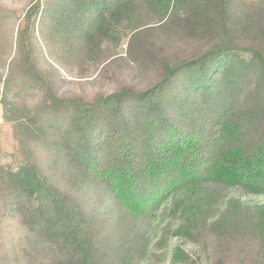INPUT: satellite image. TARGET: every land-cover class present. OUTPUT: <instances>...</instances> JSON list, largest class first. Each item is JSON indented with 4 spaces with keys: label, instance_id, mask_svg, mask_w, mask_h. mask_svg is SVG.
I'll list each match as a JSON object with an SVG mask.
<instances>
[{
    "label": "trees",
    "instance_id": "16d2710c",
    "mask_svg": "<svg viewBox=\"0 0 264 264\" xmlns=\"http://www.w3.org/2000/svg\"><path fill=\"white\" fill-rule=\"evenodd\" d=\"M44 2L14 39L0 11V63L6 120L34 154L4 172L3 197L48 264H264V0ZM156 31L197 49L91 99L62 94L44 55L97 63L128 37V57L154 64Z\"/></svg>",
    "mask_w": 264,
    "mask_h": 264
},
{
    "label": "rangeland",
    "instance_id": "374dc122",
    "mask_svg": "<svg viewBox=\"0 0 264 264\" xmlns=\"http://www.w3.org/2000/svg\"><path fill=\"white\" fill-rule=\"evenodd\" d=\"M34 2L40 3L43 14H47L46 6L43 7L45 5L43 0H32V2L30 0H0V11L6 13L2 23L5 26H10L13 39L16 30L25 27L27 23L25 10L30 3ZM45 17L43 16L42 21L37 23L36 37L33 39V44L40 43L44 48L43 51H45L43 36L39 35L38 27L42 28L41 24ZM152 35L157 36L152 42V48L156 54L155 57H152L154 64L149 60L141 62L138 59L135 62L128 57V37L122 38L117 51L97 63L85 59L73 66H64L56 62L48 53L44 52V55L46 60L60 72L59 91L62 94H81L87 99H91L97 94L113 91L124 82L143 85L154 76L155 68L163 59L185 54L197 49L198 46L197 41L185 38L182 34L172 37L162 31H156L152 32ZM168 37L172 40L171 42ZM1 56L0 53V58ZM6 72L7 64L3 66L0 63V83L3 84V91L0 95V264H48L53 260V254L47 250L36 248L30 242L27 230L19 215L13 210L11 201H7L3 197L11 190L6 184L4 172L16 170L25 160H34V154L21 143V131L16 128L14 122L6 120V116H12L13 111L5 98ZM7 95L9 97L11 93ZM25 97L28 105H33L37 100V93L26 92ZM168 220L166 215H160L153 222V233L155 234L150 241V250L162 253V249L158 250L154 244ZM175 242L176 238L169 239L163 254L170 253ZM159 256L153 257L150 254L148 259L139 264H170L169 260L164 261L165 255Z\"/></svg>",
    "mask_w": 264,
    "mask_h": 264
},
{
    "label": "built area",
    "instance_id": "2783aa9c",
    "mask_svg": "<svg viewBox=\"0 0 264 264\" xmlns=\"http://www.w3.org/2000/svg\"><path fill=\"white\" fill-rule=\"evenodd\" d=\"M43 1H45V0H43ZM2 91H3V84L0 83V95H1Z\"/></svg>",
    "mask_w": 264,
    "mask_h": 264
}]
</instances>
